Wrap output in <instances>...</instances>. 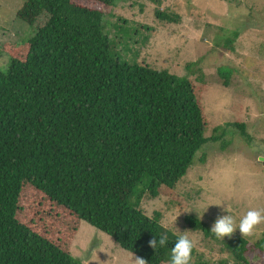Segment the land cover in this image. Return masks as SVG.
Segmentation results:
<instances>
[{"label":"trees","instance_id":"obj_1","mask_svg":"<svg viewBox=\"0 0 264 264\" xmlns=\"http://www.w3.org/2000/svg\"><path fill=\"white\" fill-rule=\"evenodd\" d=\"M116 1L23 0L15 16L30 37L14 46L27 51L17 58L0 48V264H83L61 247L82 221L147 264H168L178 235L141 202L174 190L202 146L228 130L251 141L242 123L204 137L195 83L138 62L129 47L136 35L147 40L138 28L118 27V40L109 37L104 10ZM154 16L178 21L159 8ZM62 219L67 225L48 238ZM184 221L218 241L234 264L264 256V234L254 243L235 233L218 240L196 216ZM162 234L168 240L154 251L148 241ZM192 259L227 264L203 260L195 248Z\"/></svg>","mask_w":264,"mask_h":264},{"label":"rangeland","instance_id":"obj_2","mask_svg":"<svg viewBox=\"0 0 264 264\" xmlns=\"http://www.w3.org/2000/svg\"><path fill=\"white\" fill-rule=\"evenodd\" d=\"M22 4L23 0H0V48L17 58H23L27 48L14 45L30 37L29 28L15 16ZM155 8L176 15L178 21H158ZM104 13L106 31L113 40L119 38L118 27L130 32L138 28L142 35L147 34L145 42L140 35L129 42L138 62L156 70L168 68L195 83L204 137H211L215 128L226 123L245 125L250 142L239 136V130H228L231 134L202 146L174 190L140 204L149 217L159 212L164 228L176 235L177 230L184 231L203 260L234 264L228 254L219 252L218 241L188 229L184 217L194 215L211 228L219 216L232 215L238 225L249 207L264 209V0H159V4L118 0ZM187 64H192L191 74L185 70ZM43 206L46 202L40 208ZM56 214L64 215L52 213L50 223ZM79 224L72 241L62 240L61 245L74 259L83 264H131L129 253L109 236L83 221ZM66 225L64 219L53 225L48 238ZM44 229L42 223L41 234ZM234 233L241 236L239 229ZM263 234L264 223L256 227L254 235L243 237L254 243ZM249 262L264 264V256L250 257Z\"/></svg>","mask_w":264,"mask_h":264},{"label":"clouds","instance_id":"obj_3","mask_svg":"<svg viewBox=\"0 0 264 264\" xmlns=\"http://www.w3.org/2000/svg\"><path fill=\"white\" fill-rule=\"evenodd\" d=\"M216 205L219 206L221 204ZM224 211L228 212L230 210L224 208ZM262 223H264V209L249 207L239 218L238 225L234 216L226 214L216 218L211 226L210 232L214 234L218 240H223L226 236L230 237L236 229H239L241 236H252L254 235L256 227ZM177 231L179 234L170 250L168 264H191L192 251L195 246L194 241L187 234H184V231ZM167 240L168 237L166 234L160 235L159 239L153 236V238L148 241V246L155 251L158 246H165ZM129 258L131 264H147V261L143 257H134L133 253H129Z\"/></svg>","mask_w":264,"mask_h":264}]
</instances>
